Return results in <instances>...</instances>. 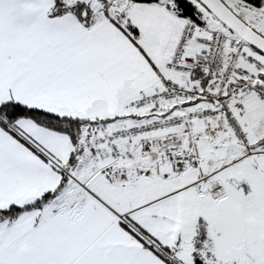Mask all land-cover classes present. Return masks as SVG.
<instances>
[{
  "label": "snow or ice",
  "instance_id": "obj_1",
  "mask_svg": "<svg viewBox=\"0 0 264 264\" xmlns=\"http://www.w3.org/2000/svg\"><path fill=\"white\" fill-rule=\"evenodd\" d=\"M0 264H264V0H0Z\"/></svg>",
  "mask_w": 264,
  "mask_h": 264
}]
</instances>
